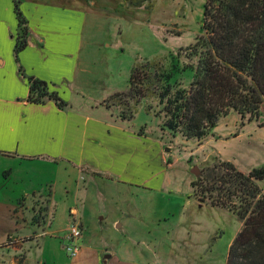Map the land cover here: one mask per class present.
Listing matches in <instances>:
<instances>
[{"label":"rangeland","instance_id":"obj_1","mask_svg":"<svg viewBox=\"0 0 264 264\" xmlns=\"http://www.w3.org/2000/svg\"><path fill=\"white\" fill-rule=\"evenodd\" d=\"M19 2L28 20L25 11H31L33 2ZM94 3L95 11L87 15L83 63L86 74L82 82L88 96L106 99L128 89L135 62L159 58L168 63L170 55L194 41L200 32L204 0H156L151 10L129 8L127 0H94ZM190 74L185 72L176 78L189 82ZM117 104L109 101L106 108L101 102L115 116L116 123L154 144V163L149 162L153 165L148 164L141 174L138 171L140 175L133 170L132 177L141 182L145 180L142 173L146 169L150 172L154 168L156 172L161 168L160 178L156 175L151 179L159 190L143 189L139 187L143 186L141 183H127L119 178L114 181L106 178L108 183L96 181L90 199L93 203L85 207L86 225L77 243L79 252L90 248L98 253L105 249L106 255H110L112 251L114 259L107 260L109 264H226L229 246L243 226L238 218L240 205L249 200L238 188H234L235 198L227 200L226 206L215 203L208 195L216 196L214 188L224 187L222 194L232 188L231 184L221 182L219 163L230 162L245 175L264 165V104L257 120L244 121L241 126L239 116L231 113L201 140L173 137L163 130L162 117L157 116L158 102L153 98L142 101L136 109L132 103ZM130 108L132 116L122 120V111ZM193 167H197L198 177L190 172ZM161 177L169 186L163 184L160 188ZM62 178L59 175L58 181ZM45 179L46 176L42 180ZM255 183L263 194L264 181ZM39 191L41 194L47 191L45 183ZM47 203L35 200L26 211L27 220H39L42 230L53 219L54 208ZM58 216L56 222L60 221ZM70 222L82 226L79 219L71 218ZM114 222L121 226H115ZM30 227L27 225V230ZM49 235L40 237V242L46 241L41 252L37 250L39 239L30 247L31 253L29 248L14 245L26 243L27 238L11 243L9 252L0 254V264H69L73 258L63 247L62 236ZM94 258H87L86 262L95 264Z\"/></svg>","mask_w":264,"mask_h":264},{"label":"crops","instance_id":"obj_2","mask_svg":"<svg viewBox=\"0 0 264 264\" xmlns=\"http://www.w3.org/2000/svg\"><path fill=\"white\" fill-rule=\"evenodd\" d=\"M32 2L31 11H25L29 36L27 47L18 54L19 64L27 76L45 81L49 90L56 92L68 106L62 110L53 101L44 104L27 101L29 84L19 73L13 57L17 20L12 1L0 0L2 255L9 252L11 243L22 238L28 241L21 240L22 243L14 245L29 248L31 253L30 247H34L33 242L39 239L38 249L35 248L41 252L46 241L40 242V237L45 234L63 237L71 218L79 219L84 229L85 207L93 203L90 199L96 181L119 178L127 183H141L143 186L139 187L153 190L158 186L151 179L161 173V168L156 172L150 168V172L146 169L141 175L144 181L132 177L133 170L135 175H140L148 164V167L153 165L150 164L154 163L155 156L153 141L138 137L133 130L116 123L111 111L101 105L105 99L88 96L89 92L83 86L86 74L83 69L86 56L84 37L87 15L95 11L94 0ZM59 175L63 177L60 181ZM162 180L163 177L159 179L161 189L163 184L169 186V182L163 183ZM44 183L47 191L41 194L39 187ZM35 200H45L54 208L52 222L44 230L39 220L32 222L26 218L27 206ZM56 215H59V222H56ZM117 224L121 226L114 222L115 226ZM27 225H31L28 230ZM106 253L105 249L98 253L90 248L81 249L69 264H89L86 259L94 260V256L95 264H100L101 256ZM113 259L111 251L102 264Z\"/></svg>","mask_w":264,"mask_h":264},{"label":"trees","instance_id":"obj_3","mask_svg":"<svg viewBox=\"0 0 264 264\" xmlns=\"http://www.w3.org/2000/svg\"><path fill=\"white\" fill-rule=\"evenodd\" d=\"M155 2L127 0V6L151 10ZM12 3L17 20L13 57L29 84L27 101L44 104L49 100L64 110L67 103L49 91L45 81L27 76L19 64L18 54L27 47L29 26L19 0ZM165 61L135 62L128 89L115 92L102 104L108 108L109 101L115 105L132 103L136 109L142 101L153 98L159 106L157 116L163 120L161 128L185 140L206 138L231 113L239 116L241 126L244 121L257 120L264 104V0H204L199 34L190 45L170 55L168 63ZM185 72L191 73L189 82L176 78ZM132 114V108L125 109L121 118L129 120ZM217 168L223 172H219L221 182L232 188H225L223 194L224 187L214 188L216 196L209 198L226 206L238 188L249 200L240 205L238 218L243 226L229 246L226 264H264V193L255 183L264 181V165L247 175L230 162H221Z\"/></svg>","mask_w":264,"mask_h":264},{"label":"built area","instance_id":"obj_4","mask_svg":"<svg viewBox=\"0 0 264 264\" xmlns=\"http://www.w3.org/2000/svg\"><path fill=\"white\" fill-rule=\"evenodd\" d=\"M83 229L79 223L70 222L65 230V233L62 237L64 242V248L66 249L68 255L71 258H75L79 252V247L77 243L81 238Z\"/></svg>","mask_w":264,"mask_h":264},{"label":"water","instance_id":"obj_5","mask_svg":"<svg viewBox=\"0 0 264 264\" xmlns=\"http://www.w3.org/2000/svg\"><path fill=\"white\" fill-rule=\"evenodd\" d=\"M190 172L192 173V174H194L196 177H198L199 176V171H197V167H193L191 170H190ZM105 259H107V258H109V255H105V257H104Z\"/></svg>","mask_w":264,"mask_h":264}]
</instances>
